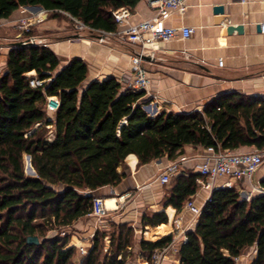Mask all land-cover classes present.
I'll use <instances>...</instances> for the list:
<instances>
[{
  "label": "trees",
  "instance_id": "1",
  "mask_svg": "<svg viewBox=\"0 0 264 264\" xmlns=\"http://www.w3.org/2000/svg\"><path fill=\"white\" fill-rule=\"evenodd\" d=\"M138 1L0 0V19L22 6H40L54 18L69 14L92 31H115L111 10ZM59 64L43 44L13 46L0 74V264H75L69 234L48 232L89 214L95 191L120 182L118 167L129 154L140 166L160 157L174 160L187 145L264 148L262 96L226 92L201 110L150 116L144 90L122 88L112 76L85 84L87 65L79 57ZM29 71L45 80L43 86L30 87ZM47 96L59 102L51 116ZM25 154L33 174L24 172ZM199 177L191 171L175 176L164 207L179 211L199 188ZM259 186L262 191L242 183L212 190L178 249V264H236L251 246L255 255L248 264H264V177ZM167 222L161 210L142 213L138 236L127 222L96 229L79 264H127L135 244L149 260L172 240L175 226ZM29 235L39 243L28 244Z\"/></svg>",
  "mask_w": 264,
  "mask_h": 264
},
{
  "label": "crops",
  "instance_id": "2",
  "mask_svg": "<svg viewBox=\"0 0 264 264\" xmlns=\"http://www.w3.org/2000/svg\"><path fill=\"white\" fill-rule=\"evenodd\" d=\"M221 5L222 13H214V6ZM33 10L35 6H22ZM14 10L0 25V74L5 71L6 55L10 43L20 39L12 23L23 16V11ZM129 24L154 18L156 10L148 0H139L130 7ZM38 16L28 17L33 25L45 33L35 37L37 44L49 47L59 59V67L73 57H79L87 65V78L102 80L114 77L122 88L133 79L131 55L139 50V44L131 43L118 34L100 37L99 33L74 30L73 27L57 22L54 18L39 20ZM164 26H191L194 32L188 38L176 35L168 41H157L144 50L141 66L145 69L149 83L143 99L147 103L143 109L154 116L160 112H180L201 110L206 102L226 92H238L249 96L264 97V0H182L181 9H172L161 17ZM231 24H241L243 30L223 36V28ZM124 26V25H123ZM123 26L118 29H123ZM77 34V36H74ZM31 71L30 74H34ZM148 106L145 108V106ZM153 107V110H150ZM253 147L242 146L233 152H246ZM205 148L191 145L184 147L177 159L183 173L196 172ZM171 160L160 157L136 165V157L129 154L124 164L118 167L122 174L116 185H106L95 191L96 196L104 199L107 213L98 225L90 213L65 226L70 240L68 245L77 249L90 246V238L97 227H106L108 222H127L139 234L142 213L163 210L172 225V218L181 216V226H187L192 220L188 210L177 211L172 206L164 207L165 195L171 182L163 184L158 176ZM264 177V160L255 173V180ZM228 180L219 176L217 186ZM238 189L241 183L250 188L246 179L230 180ZM251 190V189H250ZM257 191L253 189V192ZM210 191L199 187L191 199L202 207L209 198ZM113 197V198H112ZM115 199L113 206H107L106 200ZM196 221V220H195ZM195 221L187 228L193 226ZM253 256L255 247L251 246ZM250 248V247H249ZM177 254V253H176ZM174 253H168L162 264H178ZM251 257V259L253 258ZM250 259V261H251ZM130 264H147V258L141 254L135 244L132 248Z\"/></svg>",
  "mask_w": 264,
  "mask_h": 264
},
{
  "label": "built area",
  "instance_id": "3",
  "mask_svg": "<svg viewBox=\"0 0 264 264\" xmlns=\"http://www.w3.org/2000/svg\"><path fill=\"white\" fill-rule=\"evenodd\" d=\"M243 2L244 0H235ZM149 4L156 10L154 18L142 20L136 24H129L128 18L130 16V7L123 6L111 10V14L117 24L115 31L94 30L93 32L99 33L100 37L106 35L118 34L123 39L131 43L139 44V50L131 55V64L133 79L127 84V89L140 91L144 90L149 83L146 76L145 69L141 66V61L144 56V50L152 43L157 41H168L176 35L182 38H188L193 32L194 28L191 26H164L162 25L161 17L166 15L172 9H181L182 0H148ZM74 22V29L79 31H88L90 29L79 19L67 14ZM1 25V19H0ZM14 28L21 31H28L30 29V22L28 16H21L12 23ZM124 25V26H123ZM123 26V29L118 27ZM264 28V23L261 24ZM29 40L32 44H37L36 38L31 36ZM31 71L26 73L30 87L43 86L45 80L39 79L35 74H30ZM58 99L56 96H47L45 110L47 115L51 116L58 107ZM145 107H148L147 105ZM153 110V107H150ZM51 132L49 133V138ZM264 160V148L261 150H252L246 152H233L228 149H214L212 146L206 147L205 152L201 155V161L196 165V172L200 174L197 179L199 187L206 188L210 192L219 187L233 186L230 180L246 179L251 188L257 191H262L259 186V181L255 180V173ZM184 174L183 168L177 159L171 160L159 173L158 179L163 184H168L171 180L179 175ZM219 176H226L228 180L220 185L214 184V181ZM182 209L188 210L192 213L193 217L187 226H181V216L172 218V225L175 226V232L172 240L165 246L153 250L147 264H162L165 256L168 253L176 254L180 245L186 241L187 228L197 219L200 214L201 207L195 205L191 198L187 199ZM107 213V208L104 204L102 197H94L92 200V207L90 214L93 215L97 224L99 225ZM238 256L235 257L237 261Z\"/></svg>",
  "mask_w": 264,
  "mask_h": 264
},
{
  "label": "rangeland",
  "instance_id": "4",
  "mask_svg": "<svg viewBox=\"0 0 264 264\" xmlns=\"http://www.w3.org/2000/svg\"><path fill=\"white\" fill-rule=\"evenodd\" d=\"M22 11H23V16H28V17H32V16H38V17H36V18H39V20H43V19H50V18H54V17H51V13L50 12H48V11H46V10H44L42 7H40V6H35L34 8H33V10H31V9H27V8H24V7H22V9H21ZM57 22H62V23H64L65 22V24H67V25H69V26H71V27H73V25H74V22H73V20L67 15V14H62L61 15V18H54ZM28 21L30 22V29L28 30V31H21V30H19V29H17V28H15V30H16V32H21V35H28L29 37H31V36H35V37H38V36H41V35H43L44 33H45V31H41V30H39L38 28H37V26L36 25H33L32 24V22L30 21V18H28ZM74 28V27H73ZM75 30V29H74ZM29 37L27 38V39H29ZM35 74V73H34ZM35 76H36V74H35ZM144 105V104H143ZM144 108V107H143ZM49 116V115H48ZM50 133V132H49ZM49 133H48V135H49ZM26 159H27V156H26V154L23 156V162H24V172L26 173V174H31V172H29L27 169H26ZM249 186H250V184H249ZM250 189L253 191V189L251 188V186H250ZM96 220V219H95ZM95 222H97V220L95 221ZM111 223L112 222H108L107 223V226L106 227H103V226H101V227H97L96 229H106V230H111L112 229V226H111ZM95 229V230H96ZM94 230V231H95ZM66 232H68V231H66V228H55V229H51L49 232H48V235H53V234H59V235H63V234H65ZM94 233V232H93ZM67 234V233H66ZM85 253H86V248H80V249H77L76 248V251H75V255H74V257H73V262L75 263V264H79L80 263V261H81V259H82V257L85 255ZM131 256H132V254L131 253H129L128 255H127V264H130L129 263V261H130V258H131ZM253 256V250H252V247H250V248H246L243 252H242V254H240L239 256H238V259H237V261H236V264H248L249 262H250V259H251V257Z\"/></svg>",
  "mask_w": 264,
  "mask_h": 264
},
{
  "label": "water",
  "instance_id": "5",
  "mask_svg": "<svg viewBox=\"0 0 264 264\" xmlns=\"http://www.w3.org/2000/svg\"><path fill=\"white\" fill-rule=\"evenodd\" d=\"M213 10H214V13H222L223 12V8H222L221 5L214 6ZM234 30H237L238 33H241L242 30H243V26L241 24H238L236 26L228 24V25H226L223 28L222 34H223V36H226V35L231 34ZM74 36H77V34H75ZM28 44H32V42L29 39H24V40L13 41V42L10 43L9 46L13 47V46L28 45ZM26 156H27V160L30 163V156L29 155H26ZM33 173H34V171L32 169L31 174H33ZM26 242L28 244H38L39 243V239L35 235H29V236L26 237Z\"/></svg>",
  "mask_w": 264,
  "mask_h": 264
},
{
  "label": "bare ground",
  "instance_id": "6",
  "mask_svg": "<svg viewBox=\"0 0 264 264\" xmlns=\"http://www.w3.org/2000/svg\"><path fill=\"white\" fill-rule=\"evenodd\" d=\"M146 108V107H145ZM26 169L29 171V172H32V167H31V165H30V163H29V161L26 159ZM113 198V197H112ZM112 198H110V199H108L107 198V200H106V204H107V206H113L114 204H115V199H112Z\"/></svg>",
  "mask_w": 264,
  "mask_h": 264
}]
</instances>
